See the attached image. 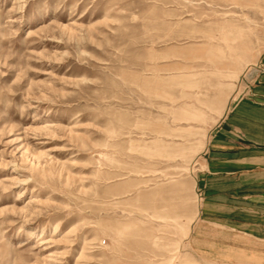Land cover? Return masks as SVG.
Returning <instances> with one entry per match:
<instances>
[{"label":"rangeland","instance_id":"374dc122","mask_svg":"<svg viewBox=\"0 0 264 264\" xmlns=\"http://www.w3.org/2000/svg\"><path fill=\"white\" fill-rule=\"evenodd\" d=\"M263 76L264 0H0V264H264L193 233Z\"/></svg>","mask_w":264,"mask_h":264},{"label":"crops","instance_id":"0c3cea01","mask_svg":"<svg viewBox=\"0 0 264 264\" xmlns=\"http://www.w3.org/2000/svg\"><path fill=\"white\" fill-rule=\"evenodd\" d=\"M196 190L200 205L193 233L198 225H210L258 246L264 262V76L254 100L230 109L211 134ZM224 247L236 250L235 241Z\"/></svg>","mask_w":264,"mask_h":264}]
</instances>
